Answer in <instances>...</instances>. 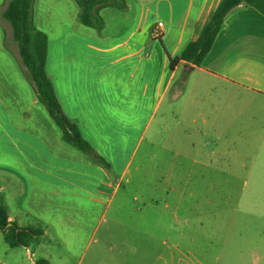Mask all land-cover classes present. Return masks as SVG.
<instances>
[{
	"label": "rangeland",
	"instance_id": "374dc122",
	"mask_svg": "<svg viewBox=\"0 0 264 264\" xmlns=\"http://www.w3.org/2000/svg\"><path fill=\"white\" fill-rule=\"evenodd\" d=\"M7 2L0 0V14ZM78 12L74 0L34 2L33 24L47 32L51 56L91 53V29ZM208 85L198 71L177 75L169 96L181 91L179 98L162 104L143 137L105 141L101 158L112 178L125 165L128 172L100 204L90 203L66 188L91 191L84 155L63 140L74 154L55 147L61 131L0 17V198L17 225L47 229L35 250L8 248L0 233V264H264V104L241 94L233 122L203 124L200 113L215 102ZM41 181L64 188L41 192Z\"/></svg>",
	"mask_w": 264,
	"mask_h": 264
},
{
	"label": "crops",
	"instance_id": "0c3cea01",
	"mask_svg": "<svg viewBox=\"0 0 264 264\" xmlns=\"http://www.w3.org/2000/svg\"><path fill=\"white\" fill-rule=\"evenodd\" d=\"M221 1L125 0L122 10L102 9L99 14L103 28L100 31L91 29V45L88 46L91 53H55L56 56H51V40L47 32L41 30L47 36L45 71L55 95L63 113L75 123L95 155L104 158V142L112 135L117 140L126 141L138 131L140 138L143 137L162 104L167 101L172 104L179 98L181 91L169 96L179 74L198 71L209 84V94L215 96L210 113L199 115L203 124L211 123V120L217 126L233 122L237 115L236 100L241 94L264 104V16L253 8L239 5L227 15L200 67L183 61L170 67V59L179 56L201 33ZM157 22L163 23V30L161 36L154 39L151 32ZM57 40L62 45L63 38ZM181 81L186 82V79L183 77ZM218 130L217 127L212 131L217 133ZM94 138L103 144L98 146ZM63 143L60 134L55 141L57 150L75 153L64 148ZM83 155L79 165L91 174V191L74 182L66 188L83 191L90 203L100 204L111 190L114 192L120 186L128 172L127 165L112 178L111 173L116 171L110 164L109 169H105ZM69 170L74 171L73 168ZM96 174L98 178L93 176ZM112 179L115 180L114 189ZM41 185V192H44L45 185L64 188L59 183L45 181H41ZM2 189L0 187V194ZM52 191L57 194V190ZM1 197L3 200V194ZM7 214L9 221L14 222V215L8 209ZM40 218L41 222L54 223L44 214H40ZM50 225L52 228L58 226Z\"/></svg>",
	"mask_w": 264,
	"mask_h": 264
},
{
	"label": "trees",
	"instance_id": "16d2710c",
	"mask_svg": "<svg viewBox=\"0 0 264 264\" xmlns=\"http://www.w3.org/2000/svg\"><path fill=\"white\" fill-rule=\"evenodd\" d=\"M35 0H8L0 17L11 31V40L15 44L21 65L24 67L33 86L37 101L42 104L54 124L60 129L62 140L71 147L92 158L105 169L109 165L83 139L78 127L70 121L59 104L51 81L46 71L47 36L35 28L32 10ZM78 12V21L85 27L100 31L103 20L99 14L102 9L113 8L122 10L125 0H74ZM239 5L253 8L264 16V0H222L201 33L192 39L182 53L170 59V67L180 61L187 65L200 67L210 51L213 43L223 27L225 18ZM0 233L8 248H32L37 245L43 232L33 227H19L9 221L7 209L0 198ZM37 262L36 264H41Z\"/></svg>",
	"mask_w": 264,
	"mask_h": 264
},
{
	"label": "built area",
	"instance_id": "2783aa9c",
	"mask_svg": "<svg viewBox=\"0 0 264 264\" xmlns=\"http://www.w3.org/2000/svg\"><path fill=\"white\" fill-rule=\"evenodd\" d=\"M163 30V23L157 22L151 32V37L157 39L161 36Z\"/></svg>",
	"mask_w": 264,
	"mask_h": 264
},
{
	"label": "water",
	"instance_id": "95a60500",
	"mask_svg": "<svg viewBox=\"0 0 264 264\" xmlns=\"http://www.w3.org/2000/svg\"><path fill=\"white\" fill-rule=\"evenodd\" d=\"M187 68H189L190 70L192 69L191 67H187Z\"/></svg>",
	"mask_w": 264,
	"mask_h": 264
}]
</instances>
